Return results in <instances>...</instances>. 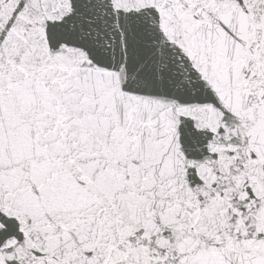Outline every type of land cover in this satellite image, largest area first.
<instances>
[{
	"label": "snow or ice",
	"instance_id": "snow-or-ice-1",
	"mask_svg": "<svg viewBox=\"0 0 264 264\" xmlns=\"http://www.w3.org/2000/svg\"><path fill=\"white\" fill-rule=\"evenodd\" d=\"M0 264H264V0H0Z\"/></svg>",
	"mask_w": 264,
	"mask_h": 264
}]
</instances>
